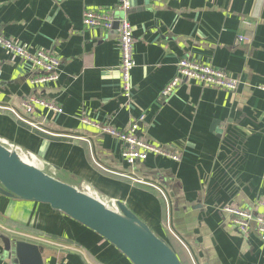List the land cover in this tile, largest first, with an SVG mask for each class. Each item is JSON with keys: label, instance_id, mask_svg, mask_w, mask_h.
I'll return each mask as SVG.
<instances>
[{"label": "crops", "instance_id": "crops-1", "mask_svg": "<svg viewBox=\"0 0 264 264\" xmlns=\"http://www.w3.org/2000/svg\"><path fill=\"white\" fill-rule=\"evenodd\" d=\"M131 2L126 16L134 27L136 67L128 102L119 0H0V36L60 63L56 81L33 85L40 74L0 47V139L122 201L169 242L172 236L183 247L182 240L192 253L193 260L183 247L188 264H264L259 235L242 236L224 211L235 206L264 216L258 206L264 202V0ZM87 10L113 14L114 28L85 27ZM183 58L229 73L237 90L184 80L163 97ZM33 96L63 112L37 107L26 113L22 104ZM134 121L140 137L180 160L151 155L128 164L125 145L100 128L125 130ZM7 239L40 246L45 264H132L50 206L0 195V264H13Z\"/></svg>", "mask_w": 264, "mask_h": 264}, {"label": "water", "instance_id": "water-1", "mask_svg": "<svg viewBox=\"0 0 264 264\" xmlns=\"http://www.w3.org/2000/svg\"><path fill=\"white\" fill-rule=\"evenodd\" d=\"M47 165V172L23 156ZM0 195L50 206L115 246L132 264H183L170 242L120 200L107 199L77 176L0 139ZM13 264H45L42 248L7 239Z\"/></svg>", "mask_w": 264, "mask_h": 264}, {"label": "built area", "instance_id": "built-area-1", "mask_svg": "<svg viewBox=\"0 0 264 264\" xmlns=\"http://www.w3.org/2000/svg\"><path fill=\"white\" fill-rule=\"evenodd\" d=\"M132 0H119L118 9L124 12L125 16L119 20L118 35L120 48V70H121V87L124 99L128 102L133 95L132 72L136 67L134 59L135 36L134 27L129 22L126 14L131 9ZM116 18L108 11L87 10L83 16V25L87 28H99L104 30H112L114 28ZM239 41H245L244 37H240ZM0 47L8 52L18 56L25 63H28L40 75L32 80L33 85H45L58 79L59 60L44 50H31L28 47L0 36ZM1 76V68H0ZM197 81L203 86L218 88L229 92H235L238 88V80L229 73L218 70L212 66L201 64L189 58H183L177 65L176 75L162 90V96L169 98L181 85L183 81ZM264 91V87L261 88ZM37 107L49 109L62 113L54 102L44 99L43 97L33 96L23 102L22 108L26 113L30 114ZM12 113L22 122L30 124L27 118L16 110ZM102 132L118 139L124 145L123 158L130 165H134L138 161H146L149 156H164L173 161H179L180 155L167 148L146 141L139 136V122L134 121L125 130H117L109 126H102ZM258 206L264 208V202H258ZM224 211L228 213L230 222L234 228L244 237L251 232H256L261 241L264 243V216L256 215L251 209L241 207L227 206ZM171 234L177 237L172 230ZM177 239H179L177 237ZM185 250L188 252L191 260H193L191 250L186 244L179 239Z\"/></svg>", "mask_w": 264, "mask_h": 264}, {"label": "trees", "instance_id": "trees-1", "mask_svg": "<svg viewBox=\"0 0 264 264\" xmlns=\"http://www.w3.org/2000/svg\"><path fill=\"white\" fill-rule=\"evenodd\" d=\"M144 185V184H143ZM165 238V237H164ZM173 248L175 249L176 253L178 254L181 262L183 264H188L187 260H186V253L183 247H181L176 241L175 239H173L172 236H168ZM167 239V238H166ZM168 240V239H167Z\"/></svg>", "mask_w": 264, "mask_h": 264}, {"label": "bare ground", "instance_id": "bare-ground-1", "mask_svg": "<svg viewBox=\"0 0 264 264\" xmlns=\"http://www.w3.org/2000/svg\"><path fill=\"white\" fill-rule=\"evenodd\" d=\"M22 156L28 161L30 162L32 165L41 168L42 170L47 172V165L44 164L43 162L38 161L37 159H35L34 157L31 156H27L22 154Z\"/></svg>", "mask_w": 264, "mask_h": 264}]
</instances>
